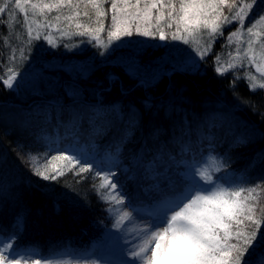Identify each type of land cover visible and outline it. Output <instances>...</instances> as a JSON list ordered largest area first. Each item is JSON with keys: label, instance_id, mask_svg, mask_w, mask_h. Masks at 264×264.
<instances>
[{"label": "trees", "instance_id": "trees-1", "mask_svg": "<svg viewBox=\"0 0 264 264\" xmlns=\"http://www.w3.org/2000/svg\"><path fill=\"white\" fill-rule=\"evenodd\" d=\"M4 2L0 0V5ZM6 18L0 14V36H8L9 29L3 24ZM71 39L60 40L52 49L46 41H37L39 49L28 52L31 65L24 73L27 79L23 87L11 90L0 84V155L6 157L0 162V228L13 230L19 221L21 243L38 253L32 258L45 263V257L49 261L64 253L88 256L112 225V218L105 211L108 205L92 191V185L100 183L98 178L86 173L87 179L77 184L79 177L65 170L66 175L57 181H42L21 163L24 154L17 144L43 153L45 143H67L66 138L75 136L98 162L103 159L111 167L138 208L141 204L149 207L163 181L183 173L184 165L200 155L227 153L238 175H250L259 182L264 163L256 153L264 150V140L229 148L233 139L229 129L240 133L247 122L264 131V116L260 115L264 113V91L254 94L244 80L233 90L229 87L231 75L218 78L211 56L199 68L187 70L188 45L181 41L175 47L171 40L160 45L149 39L148 44H125L115 51L110 45L106 51L84 43L86 37ZM101 39L106 41V34ZM221 45L218 40L213 50L221 54L224 63L222 51L228 46ZM4 46L0 41V58L6 68ZM130 59L149 65L157 74L156 80L140 87L138 81L130 79L124 70ZM16 66L20 71L26 67L25 63ZM236 74L245 75L242 70ZM122 88L131 91L122 94ZM145 99L151 109L144 108ZM242 100L255 102L257 110L243 105ZM113 104L123 109V122L110 114ZM132 106L143 120L139 128L124 136ZM101 109L108 110L109 120L93 115ZM213 146L215 152L210 151ZM40 167L43 171L42 164ZM254 195L258 208H264V190Z\"/></svg>", "mask_w": 264, "mask_h": 264}, {"label": "snow or ice", "instance_id": "snow-or-ice-1", "mask_svg": "<svg viewBox=\"0 0 264 264\" xmlns=\"http://www.w3.org/2000/svg\"><path fill=\"white\" fill-rule=\"evenodd\" d=\"M16 10L23 15L21 27L26 31V49L19 48L20 59L26 67L22 71L17 70L18 66L13 67L16 47H11L6 68L4 59L0 58V84L6 89L23 87L27 79L24 73L31 65L28 52L36 46V41L54 44L50 33L56 31L62 36L86 37L84 43L106 51L110 45L115 51L125 44L145 43L143 38L181 41L188 45L191 58L185 65L187 70L199 68L211 56L213 71L221 79L231 75L229 87L233 90L244 80L254 94L264 91V0H5L0 5V14L7 16L4 27L9 29L8 36H0L5 44L12 35L21 39L14 31ZM165 28L174 30L169 33ZM102 34H106V42L102 41ZM234 38L236 52L228 53L229 61L221 63V54L214 52V44L219 40L222 48L231 46ZM242 43L246 44L243 50ZM126 65L125 74L138 81L140 87L156 80L157 74L149 65L134 59L126 61ZM249 66L259 77L247 72ZM240 70L245 71L244 76L236 74ZM129 91L121 89L122 94ZM142 103L145 109H151L147 99ZM241 103L257 110L253 101ZM110 110L116 119L125 120L122 108L113 104ZM93 115L109 120L106 109L94 111ZM142 120L139 111L130 107L123 135L139 128ZM243 128L240 133L229 129L233 137L229 148L264 140V131L259 128L247 122ZM66 139L67 143L59 140L45 143L43 153L33 152L24 144H17V148L24 154L21 163L42 181H57L66 175L65 170L79 177L77 184L87 179L83 175L86 173L100 180L99 184L92 185V191L108 205L105 211L116 231H107L113 243L101 246L97 253L99 259L92 260L91 264H100L101 260L104 264H264V208H258L254 195L264 190V174L259 182L253 181L250 175H238V170L231 168L227 153L193 157L184 165L183 173L163 181L150 200L149 210L144 212L127 195L124 185L115 179L116 173L103 159L98 162L75 136ZM210 151L215 152L216 147ZM256 157L264 163V150L257 152ZM5 160L0 155V162ZM72 191L80 198L79 192ZM22 238L19 221L13 230L0 228V264H29V261L41 264L39 259H32L38 253L21 243ZM64 255L89 264L87 256Z\"/></svg>", "mask_w": 264, "mask_h": 264}, {"label": "rangeland", "instance_id": "rangeland-1", "mask_svg": "<svg viewBox=\"0 0 264 264\" xmlns=\"http://www.w3.org/2000/svg\"><path fill=\"white\" fill-rule=\"evenodd\" d=\"M225 11H226V9H225ZM14 18H15V22H16V27H15L14 31L19 33L21 39L17 40L16 36L12 35L14 38L10 39V41L7 44H5V46H4V52H5L4 56L7 59V57L11 54V47H16L17 48V52L15 54L16 55V63H18V64L21 63L22 64V63H25V62L20 59L19 48L23 46L26 49V35H25L26 31L24 32L25 34H23V29L21 28V25L23 24V15L21 13H19L18 10H16L14 12ZM165 30L170 33L174 29L165 28ZM50 35L53 37V40H54V44H51L49 46V48L52 49V48H55L58 45L59 41L61 40L60 37H62V35H61V33L56 32V31H51ZM58 38H60V39H58ZM71 38H73L72 35L63 36V40H61V41H68L69 42V41H72ZM143 39L145 40V43H136V45H138V44H148L149 38H143ZM235 40H236V38H234V42L231 44V46H228V48H225L222 51V55L224 56V61H225L224 64H226L229 61V60L228 61L226 60V59H229L228 53H233L234 54L236 52L237 45L235 43ZM104 42H106V41H104ZM157 42L160 45H164L166 43V41H157ZM172 42L175 44V47L178 46V44H179V43H176L178 41H172ZM115 43H119V42H115ZM134 44H135V42H134ZM35 45L36 46L33 49L37 50L41 46V43L38 44V42L36 41ZM240 47H241V50H243V48L246 47V44L242 43L240 45ZM66 48L67 47H64V46L62 47V49H66ZM190 59L191 58L189 57L188 61ZM245 63H246V61H245ZM242 71H244V70H242ZM247 72L249 74H251V75H257L259 77V74L256 73L254 68H252L251 66H249L247 68ZM244 73H245V71H244ZM141 205L142 206H140L139 208H141L144 212H147L149 210V207H147L146 205H144V204H141ZM109 229H111L113 232L116 231V229H112V225H111L106 230L105 234H103L100 238H98V241L94 244L95 247L93 249L94 250L93 253H90V255H88V256L86 255L88 257L89 264H91L92 260L99 259L97 253L100 251L101 246L108 247V246H110L113 243V241L108 239L107 231ZM32 259H34V258H32ZM29 264H31V261H29ZM41 264H84V260H82V259L81 260H74V259H71L68 256H61V257L55 258L53 260H49V261H47L45 263L43 262ZM100 264H104V261L101 260Z\"/></svg>", "mask_w": 264, "mask_h": 264}]
</instances>
